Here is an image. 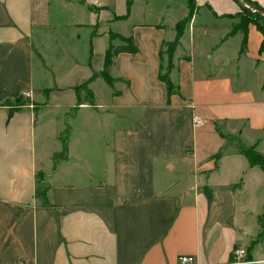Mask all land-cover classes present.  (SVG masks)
Wrapping results in <instances>:
<instances>
[{
    "label": "crops",
    "instance_id": "obj_1",
    "mask_svg": "<svg viewBox=\"0 0 264 264\" xmlns=\"http://www.w3.org/2000/svg\"><path fill=\"white\" fill-rule=\"evenodd\" d=\"M192 3L168 96L187 0H0V264H264V171L241 153L264 155V43L249 24L238 55L236 2ZM108 33L136 52L76 107Z\"/></svg>",
    "mask_w": 264,
    "mask_h": 264
},
{
    "label": "trees",
    "instance_id": "obj_2",
    "mask_svg": "<svg viewBox=\"0 0 264 264\" xmlns=\"http://www.w3.org/2000/svg\"><path fill=\"white\" fill-rule=\"evenodd\" d=\"M245 4L250 5L255 8L261 9L254 2L249 0H242ZM91 8V7H90ZM187 15L185 18L180 20L174 26V36L173 39L169 42L163 44V50L160 51V57H164V64L160 66L157 78L160 82H162L165 86L167 95H171L175 90L172 84L169 81L168 75L171 69L173 68L172 57L176 47L179 44V38L181 37L184 28L188 24L190 18L193 15L194 5L192 0H187ZM264 11L263 9H261ZM232 19H236V23L233 24L226 34V37L239 32L241 34V40L239 43L238 55H240L243 51L245 41H246V28L249 24L253 25L255 29L262 36V45L264 43V18L259 15H256L253 12L247 11L244 8H240L239 12L235 15L229 16ZM117 40L119 42L118 45H113L112 41ZM136 52V48L132 43L130 38H123L112 33H108L107 36V45L103 55L102 68L99 72H92L91 76L83 82L81 85L75 88L76 93V107L79 105H91L92 93L89 90L88 86L91 82L96 79L102 80L109 88H112L115 79L110 76V68L112 65V59L114 56L125 53V54H134ZM66 130L63 131L65 134ZM60 142V150L54 153L51 157L52 160V169L55 168V163L57 161H62L66 159V144H65V136L59 137ZM244 157L247 160L248 165L257 166L262 171H264V155L258 154L253 151L252 148L244 149L241 151ZM219 157V154L214 156L215 159ZM258 220V234L256 238V242L262 238L263 230H264V212L260 214L257 218Z\"/></svg>",
    "mask_w": 264,
    "mask_h": 264
},
{
    "label": "built area",
    "instance_id": "obj_3",
    "mask_svg": "<svg viewBox=\"0 0 264 264\" xmlns=\"http://www.w3.org/2000/svg\"><path fill=\"white\" fill-rule=\"evenodd\" d=\"M81 3H83L86 6H96L98 4V0H80ZM24 97H28L29 94L25 93L23 94ZM205 121L199 119L197 116H192V125L194 127H199L201 126ZM235 255L238 260L241 259V257L244 255L243 250H236ZM178 264H193L192 257L190 256H180L177 258Z\"/></svg>",
    "mask_w": 264,
    "mask_h": 264
},
{
    "label": "water",
    "instance_id": "obj_4",
    "mask_svg": "<svg viewBox=\"0 0 264 264\" xmlns=\"http://www.w3.org/2000/svg\"><path fill=\"white\" fill-rule=\"evenodd\" d=\"M236 2V4L240 7V8H244L247 11L253 12L256 15L261 16L262 18H264V11H262L259 8H255L252 7L250 5L245 4L242 0H234Z\"/></svg>",
    "mask_w": 264,
    "mask_h": 264
},
{
    "label": "rangeland",
    "instance_id": "obj_5",
    "mask_svg": "<svg viewBox=\"0 0 264 264\" xmlns=\"http://www.w3.org/2000/svg\"><path fill=\"white\" fill-rule=\"evenodd\" d=\"M101 84H102V85L98 86L97 89H101V90H102V88H104V89L106 90L105 85H103V83H101ZM97 91H98V90H97Z\"/></svg>",
    "mask_w": 264,
    "mask_h": 264
}]
</instances>
